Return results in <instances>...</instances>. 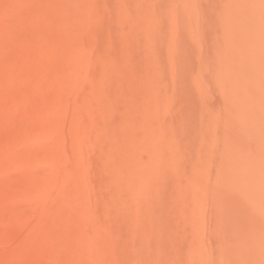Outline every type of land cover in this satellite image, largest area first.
<instances>
[{
  "label": "rangeland",
  "instance_id": "1",
  "mask_svg": "<svg viewBox=\"0 0 264 264\" xmlns=\"http://www.w3.org/2000/svg\"><path fill=\"white\" fill-rule=\"evenodd\" d=\"M144 1L0 0V264H182L181 176L220 96L200 98L182 32L172 74L164 0L151 33ZM160 127L182 161L151 155Z\"/></svg>",
  "mask_w": 264,
  "mask_h": 264
},
{
  "label": "bare ground",
  "instance_id": "2",
  "mask_svg": "<svg viewBox=\"0 0 264 264\" xmlns=\"http://www.w3.org/2000/svg\"><path fill=\"white\" fill-rule=\"evenodd\" d=\"M160 1L141 2L152 23L146 26L137 17L146 33L160 25L155 13ZM163 5L172 74L182 32L195 48L192 81L200 98L204 102L210 83L220 96L204 116L210 156L181 176L185 219L193 230L182 264H264V0H164ZM155 90V105L168 108L171 96L159 99L160 88ZM155 131V139L144 141L151 155L181 160L173 128L168 141L163 128Z\"/></svg>",
  "mask_w": 264,
  "mask_h": 264
}]
</instances>
